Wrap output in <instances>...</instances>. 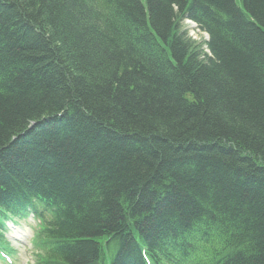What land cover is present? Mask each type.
<instances>
[{
    "label": "trees",
    "instance_id": "16d2710c",
    "mask_svg": "<svg viewBox=\"0 0 264 264\" xmlns=\"http://www.w3.org/2000/svg\"><path fill=\"white\" fill-rule=\"evenodd\" d=\"M0 45V221L51 203L34 264H264V0H0Z\"/></svg>",
    "mask_w": 264,
    "mask_h": 264
},
{
    "label": "rangeland",
    "instance_id": "374dc122",
    "mask_svg": "<svg viewBox=\"0 0 264 264\" xmlns=\"http://www.w3.org/2000/svg\"><path fill=\"white\" fill-rule=\"evenodd\" d=\"M188 27L186 26V29ZM189 29V34L190 36H192L193 38H195L196 40H202L203 38H206L205 34H202L201 32H197L192 28H188ZM17 247L19 248V250L21 249V246L18 244ZM31 258L30 254H28L26 251H19V255L17 256V258L15 259L16 264H27L28 260Z\"/></svg>",
    "mask_w": 264,
    "mask_h": 264
},
{
    "label": "bare ground",
    "instance_id": "6f19581e",
    "mask_svg": "<svg viewBox=\"0 0 264 264\" xmlns=\"http://www.w3.org/2000/svg\"><path fill=\"white\" fill-rule=\"evenodd\" d=\"M186 25H188V24L186 23ZM189 26H190L192 29H194L195 31H197V32H201V30H200L198 24H197L196 22H194L193 20H190V24H189ZM187 32H188V34H189L188 29H187ZM189 35H190V34H189ZM0 46H1V45H0ZM262 164H263L262 167H264V163H260L259 166H261ZM255 165H257V164H255ZM257 166H258V165H257ZM15 206H17V208L19 207V205H18L17 203L15 204ZM14 208H15V207H14ZM190 223H191V222H190ZM162 244H163V243H160V244H158V245L161 246ZM174 245H177V243H176V244L171 243V247H170V246H166V245H162V248L165 249L164 252H165L166 254H170V253L175 249V247H176V246H174ZM148 260H152V259L145 255L144 261H148Z\"/></svg>",
    "mask_w": 264,
    "mask_h": 264
}]
</instances>
